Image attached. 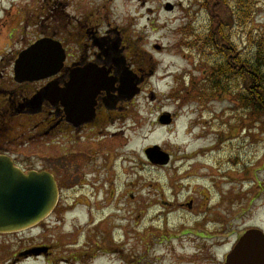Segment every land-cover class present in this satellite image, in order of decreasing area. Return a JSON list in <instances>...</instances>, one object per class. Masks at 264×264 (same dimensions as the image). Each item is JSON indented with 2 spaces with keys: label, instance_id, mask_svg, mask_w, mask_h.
I'll use <instances>...</instances> for the list:
<instances>
[{
  "label": "rangeland",
  "instance_id": "rangeland-1",
  "mask_svg": "<svg viewBox=\"0 0 264 264\" xmlns=\"http://www.w3.org/2000/svg\"><path fill=\"white\" fill-rule=\"evenodd\" d=\"M9 1L3 6L23 14L37 9L40 16V24L33 18L29 25L14 17L22 37L12 39L9 57L41 32H58L74 56L79 29L89 41L115 40L121 33L125 45L145 54L153 73L134 106L133 132L122 140L125 166L117 204H104L100 215L94 207L78 209L37 229L0 235V264H220L246 231L264 232V115L241 104L237 86L243 84L235 79L225 95L212 99L203 92L226 63L202 47L211 35L205 0H50V14L45 0ZM254 5L246 24L234 18L227 30L249 61L264 45V0ZM9 73L0 63V83L9 81ZM168 114L173 122L160 123ZM95 142H84V149ZM155 147L172 161L153 164L146 152ZM14 148L38 168L59 167L62 175L79 169L65 156L73 148L68 142H16ZM81 161L78 157L80 168ZM42 242L58 249L51 257L17 260Z\"/></svg>",
  "mask_w": 264,
  "mask_h": 264
},
{
  "label": "flooded vegetation",
  "instance_id": "flooded-vegetation-1",
  "mask_svg": "<svg viewBox=\"0 0 264 264\" xmlns=\"http://www.w3.org/2000/svg\"><path fill=\"white\" fill-rule=\"evenodd\" d=\"M45 1L48 6L45 9L50 14L52 2ZM6 2L10 1L0 0V63L3 73L10 71V79L7 83H0V157L10 159L26 175L49 172L54 176L58 201L49 219L56 216L63 219L78 209L89 208L91 212V207L100 215L104 204L107 207L117 204L118 180L125 166L122 140L127 139V132H133L134 106L149 82L153 64L144 53L125 45L121 33H117L119 38L115 40L102 36L89 41L82 29H79L78 39L74 41L78 44L77 56L72 55L70 45L64 43L66 38L55 35L58 32L47 35L41 32L34 41L25 42L19 51L9 57L11 52L7 49L13 45L12 39L22 37L20 29L16 28L20 26L19 22L15 23L14 17H22V24L29 25L33 18L40 24V16L37 9L36 14L15 12L11 5L9 8L3 6ZM45 9L43 15L46 14ZM44 19L42 17V21ZM6 30L8 36L4 33ZM3 36L8 38L6 48L1 45ZM45 39L61 44L65 51L62 66L47 77L38 73L36 79L19 81L16 67L21 55ZM110 49L112 51L108 52ZM124 73L128 81L137 87L136 90L139 89V95L121 96ZM12 87L18 93L15 94ZM76 87L80 88L79 92ZM45 139L59 146L64 142L72 145V151L66 152L65 156L79 168L77 173L62 175L59 167L55 170L38 168L30 161L21 160L23 156L14 148L16 142L25 144ZM90 141L97 142L86 144L84 149L83 143ZM119 143L120 147L117 146ZM78 157L82 159V168ZM193 204L191 202L188 206L190 210H193ZM54 249L58 247L42 242V245H33L20 252L17 260L51 257ZM232 252L225 254L220 264H227ZM73 260L78 258L74 256Z\"/></svg>",
  "mask_w": 264,
  "mask_h": 264
},
{
  "label": "water",
  "instance_id": "water-1",
  "mask_svg": "<svg viewBox=\"0 0 264 264\" xmlns=\"http://www.w3.org/2000/svg\"><path fill=\"white\" fill-rule=\"evenodd\" d=\"M64 59L65 51L59 43L40 41L21 55L17 62L16 77L19 81L36 79L38 73L47 77L60 69ZM121 84V96L134 97L139 94L137 87L128 81L126 73ZM76 91L79 92L80 88L76 87ZM161 122L169 124L170 115L164 116ZM146 154L153 164H168V155L159 147L149 149ZM57 199L58 188L52 174L31 172L25 175L10 159L0 157V234L19 233L36 227L49 217ZM263 262L264 235L259 230L248 231L227 260V264Z\"/></svg>",
  "mask_w": 264,
  "mask_h": 264
},
{
  "label": "trees",
  "instance_id": "trees-1",
  "mask_svg": "<svg viewBox=\"0 0 264 264\" xmlns=\"http://www.w3.org/2000/svg\"><path fill=\"white\" fill-rule=\"evenodd\" d=\"M216 3H218V9L215 7ZM203 6L210 14L211 35L206 38L202 47L210 48L212 52L216 51L215 54L222 56L226 61L213 73L212 80L210 79L211 84L209 82L203 92L210 93L212 99L222 94L225 95L227 85L235 79L243 84V86H237L238 90L242 89L238 91L241 104L264 115V72L262 68L264 45L258 46L257 57L254 60H245L231 43L227 33L231 27L229 23L234 18L238 23L246 24L254 15V0H205ZM229 13L230 16H228Z\"/></svg>",
  "mask_w": 264,
  "mask_h": 264
}]
</instances>
